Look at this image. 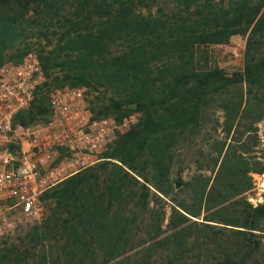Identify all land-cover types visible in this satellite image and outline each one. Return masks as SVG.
Wrapping results in <instances>:
<instances>
[{"label": "trees", "instance_id": "1", "mask_svg": "<svg viewBox=\"0 0 264 264\" xmlns=\"http://www.w3.org/2000/svg\"><path fill=\"white\" fill-rule=\"evenodd\" d=\"M236 33L247 37L243 67L231 73L199 70L191 51L175 69L161 60L179 35L193 51ZM32 38L46 79L18 113L22 124L48 114V79L96 91L87 100L96 116L121 108L108 90L140 113L97 162L41 194L44 218L18 238L23 246L0 241V264H264V198L244 195L253 168L241 153L200 152L214 157L211 169L221 157L212 178H184L180 166L172 174L178 134L197 136L208 106L238 134L263 117L264 0H0V59L13 47L23 56Z\"/></svg>", "mask_w": 264, "mask_h": 264}, {"label": "built area", "instance_id": "2", "mask_svg": "<svg viewBox=\"0 0 264 264\" xmlns=\"http://www.w3.org/2000/svg\"><path fill=\"white\" fill-rule=\"evenodd\" d=\"M45 79L33 52L19 62L0 65V200H12L25 218L36 212L47 189L98 161L121 123L126 124L94 115L83 86L54 88L46 117L22 124L18 113Z\"/></svg>", "mask_w": 264, "mask_h": 264}, {"label": "rangeland", "instance_id": "3", "mask_svg": "<svg viewBox=\"0 0 264 264\" xmlns=\"http://www.w3.org/2000/svg\"><path fill=\"white\" fill-rule=\"evenodd\" d=\"M204 1H218V0H204ZM157 5H153L152 9L156 11ZM165 10H168L167 5L165 4ZM154 12V11H153ZM168 35V34H167ZM247 33H236L229 36L227 40L217 41V42H207V43H195L193 46V51L188 50L185 46V41L187 38L179 35L174 43H171L170 46L173 48L170 50L169 54L164 56L161 60L167 62L170 60L169 69H175L183 57L180 56L182 53H189L188 59H191L192 63L199 70H204L214 66H218L223 71L231 73L234 70L242 69L243 67V52L246 44ZM173 36L171 39H174ZM39 38H32L29 42V47L23 56L19 57L17 53H12V51L17 52V48L13 47L12 49L4 52V56L0 59V65L3 63H14L20 61L28 52H33L39 57V52L41 51L42 44L38 43ZM43 42V40H42ZM26 45V44H25ZM23 46V45H22ZM118 53V52H117ZM116 55V54H112ZM152 54L148 55V60L151 61ZM153 74V73H152ZM62 86H83L87 94V100L95 99L96 91L90 89L88 90L83 84H71L69 81H60L58 83H52L48 79L46 85H42V90L45 92L49 90V93L56 87ZM108 95L114 96L118 99H122L121 108L114 109L110 107L107 110V116H112L117 119L118 122L126 121V124L121 123L120 132L125 130L130 126L132 122H135L139 111H127L124 108L129 107L132 109L137 108V101L130 100L127 97L112 95V92L108 90ZM97 101V100H96ZM103 101L91 103L94 105V108H101L100 103ZM99 105H96L98 104ZM124 112L123 115H121ZM204 115V125L200 129V132L197 136L192 135L188 128H185L181 133L178 134L176 140V154L173 159V176L175 175L176 168L178 166L182 169H178V172L184 178H188L190 175H195L197 172H202L203 174L209 175L210 178L216 175V170L218 168L221 157L213 169L211 166L214 162L215 153L218 154L219 148L225 151L228 147L230 151L234 150L236 154L241 153L243 157L242 160L248 161V166L253 168L248 173L251 175L252 186L244 191V195L248 198L250 202L256 204L259 201H262L264 198V171L259 172L254 168L261 166V161L264 162V115L262 118L258 119L253 123V127L249 131L237 133L236 128L233 127L229 131L224 129V112L220 106L215 104L210 108L206 109ZM121 119L117 118L120 117ZM241 130L240 126H236ZM224 142V143H222ZM113 143V139L110 141L108 146ZM210 149L213 152V156L210 158L207 156H202L200 152H207ZM220 154V153H219ZM101 155V153L99 154ZM114 161L119 162L116 159ZM97 162V161H96ZM210 164V169L203 167L199 169V166H208ZM243 164V162H242ZM52 187L47 189L51 191ZM46 199L40 198L37 203L36 212L29 218L20 216L17 208L12 206V200L4 199L0 200V241L6 240L9 242H14L18 247L23 246L24 244H18V238L23 237L29 227L33 224H37L42 221L46 211ZM169 208V207H167ZM59 248V246H58ZM56 248V250L58 249ZM42 247L37 249V253H42ZM55 256V253L54 255Z\"/></svg>", "mask_w": 264, "mask_h": 264}]
</instances>
